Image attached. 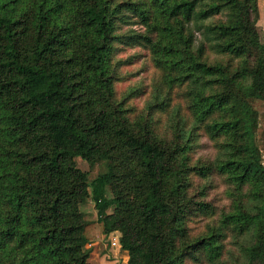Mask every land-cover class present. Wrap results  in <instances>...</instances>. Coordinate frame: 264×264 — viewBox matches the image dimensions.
<instances>
[{
    "label": "trees",
    "instance_id": "obj_1",
    "mask_svg": "<svg viewBox=\"0 0 264 264\" xmlns=\"http://www.w3.org/2000/svg\"><path fill=\"white\" fill-rule=\"evenodd\" d=\"M258 21V0H0V264H93L97 232L128 264H264ZM122 44L159 73L143 107Z\"/></svg>",
    "mask_w": 264,
    "mask_h": 264
},
{
    "label": "rangeland",
    "instance_id": "obj_2",
    "mask_svg": "<svg viewBox=\"0 0 264 264\" xmlns=\"http://www.w3.org/2000/svg\"><path fill=\"white\" fill-rule=\"evenodd\" d=\"M133 28L135 30L141 29L139 24H130L124 25L122 31H127L128 29ZM117 58L129 60V63H125L120 69L121 79L116 83L118 95L123 97L132 90H135L136 93L130 100V103L137 107L145 106L153 94V83L159 76L158 70L153 65L149 51L138 45L131 46L122 44L118 51ZM259 107L262 113V127L264 128V102H260ZM160 117L162 119L161 124L163 128H165L168 118L166 115H161ZM260 132V137H263L264 131L261 129ZM206 140V137L203 136L202 141L205 142ZM204 151L211 156L215 154L214 150L211 148H205L202 152ZM75 160L81 169L88 172L90 180L106 171V165L104 162H94L93 164H90L80 156H77ZM82 208L87 212L88 219H97V209L93 201H89ZM97 234L98 232L96 235ZM96 235L93 241L88 244V247H91L92 249L91 261L93 264H128L129 255L127 251L121 249L119 232H113L109 237L105 238Z\"/></svg>",
    "mask_w": 264,
    "mask_h": 264
},
{
    "label": "crops",
    "instance_id": "obj_3",
    "mask_svg": "<svg viewBox=\"0 0 264 264\" xmlns=\"http://www.w3.org/2000/svg\"><path fill=\"white\" fill-rule=\"evenodd\" d=\"M258 6H259L258 27L261 34V39L264 43V0H258Z\"/></svg>",
    "mask_w": 264,
    "mask_h": 264
}]
</instances>
